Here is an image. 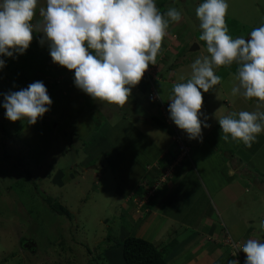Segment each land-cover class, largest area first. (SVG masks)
Instances as JSON below:
<instances>
[{"label": "rangeland", "instance_id": "rangeland-1", "mask_svg": "<svg viewBox=\"0 0 264 264\" xmlns=\"http://www.w3.org/2000/svg\"><path fill=\"white\" fill-rule=\"evenodd\" d=\"M158 2L160 7H175L179 10L194 35L195 40L186 51V54H189L186 55L187 58L185 59L184 55L176 59L175 64L168 65V68H177L178 83L187 82L188 78L185 76L192 73L191 65L200 58L196 54L203 52L209 55L206 42L199 40L202 29L196 15V9L204 0H186L185 3L176 0H155L156 5ZM227 3L228 34L233 39H249L251 31L256 28L253 25L264 19V0H227ZM42 7L46 8V0H38L34 19L41 18L39 9ZM256 21L257 23H254ZM260 26L262 23L258 25ZM42 34L33 32V41L23 54L16 53L11 58L0 56V59L5 60V67L0 69V104L5 102L4 97L2 98L5 94L27 88L36 81L44 82L53 101L50 110L39 118L35 125H29L26 121L12 122L7 119L3 105L2 111L0 110V264H16V260H20V264H96L92 260L98 255L94 252L89 255L87 248L80 243L89 244L92 250L98 248L102 253L100 264H124L122 247L119 245L125 238L136 233L140 236L142 232L138 231V223H129L134 209L131 205L128 207L127 200H121L128 191L122 184L131 176L140 182L147 180L148 174L145 175L144 171V175L139 176L133 166L135 169L147 168V156L154 152L151 143L156 145L153 139L157 137L154 133L162 130L151 120L154 115H160L153 113V102L147 96L145 101L143 100V107L140 108H144L143 112L140 113V109L135 107L140 113V119L135 121V118H131L134 113L131 110L133 95H130L128 102L123 106L124 109L106 102L94 101L76 86L68 88L65 83L58 86L53 77L46 79L49 62L40 57L48 58L50 48L47 42L40 43L39 36ZM194 45L199 46V49L191 50ZM234 65L236 64L222 66L221 70L224 72ZM162 68L164 67L161 64L155 71H161ZM57 71V68L55 72L51 71L52 76L58 73ZM157 86L155 82L153 87L156 92L159 91ZM63 90H67L69 96L65 95ZM137 99L144 98L140 96ZM64 101L68 106L63 120L61 117L64 115ZM55 115L58 117L55 118ZM53 121H56V124H53ZM108 122L111 126L107 125ZM180 134L184 135L185 131ZM141 135L143 136L140 137ZM130 139H134L133 143ZM162 141L165 142V139ZM131 145L135 146L134 151H128L127 147ZM182 146L186 147L185 144ZM22 153L26 156L20 157ZM24 157L26 161H21ZM122 159L130 165L131 169L127 172L117 168ZM190 164L191 161L188 160L178 169L176 183L183 180L186 175L184 167H190ZM27 172L30 173V181ZM43 174H49L50 178L39 181ZM44 194H51L57 199L58 208L63 206L70 212L76 225L81 224L79 232L71 231L74 225L68 228L63 223L60 227L57 214L46 206ZM187 194L192 195L189 189L180 194L175 191L166 199L167 203L173 198L175 201L172 205H175L180 197L183 198ZM164 200L163 196L160 201L162 207ZM183 200L188 204L187 198ZM22 219L24 221L20 228ZM30 224L36 227L34 234L40 242V247L36 248L33 241H27L22 246V240H28L24 238V233L28 234L25 228ZM50 237H54L50 242L58 244L56 249L46 243ZM233 240L228 236L221 243L227 247ZM13 254L15 255L9 261L4 262Z\"/></svg>", "mask_w": 264, "mask_h": 264}, {"label": "clouds", "instance_id": "clouds-1", "mask_svg": "<svg viewBox=\"0 0 264 264\" xmlns=\"http://www.w3.org/2000/svg\"><path fill=\"white\" fill-rule=\"evenodd\" d=\"M37 3L38 0H0V56L23 54L33 41V32L38 30L43 33L40 43L49 44L52 61L74 71L75 86L94 101L123 107L132 88L144 77L148 80L149 96L156 95L160 100L157 102H162L153 87L162 71H155L158 66L155 64L169 22L182 18L179 10L170 7L161 14L155 0H46V8L39 9L42 19L34 24ZM228 8L227 0H204L196 9L202 29L199 40L206 42L209 55L195 60L187 82L173 86L168 110L165 105L166 114L159 107L165 123L185 131L190 139L202 141V128L210 127L200 118L204 103L201 90L207 93L220 83L214 68L235 63L238 83L231 89L232 96L256 98L264 103V25L253 29L249 39H233L226 24ZM4 67L5 60L0 59V69ZM149 67L151 74L146 76ZM3 97L7 119L26 121L29 125H35L53 103L42 81ZM218 122L220 139L227 142L231 137L232 142H242L251 148L264 131V112H233ZM180 132L172 135L179 156L171 159L172 164L164 171L166 178L171 167L190 158V148L182 141ZM136 183L149 189L145 182L137 179ZM138 189L121 200H127L128 207L131 205L139 212L150 211L144 205L151 193L140 201ZM260 227L264 228V221ZM235 242L227 245L234 259L229 264L245 260V264H264V242L257 239H248L244 244Z\"/></svg>", "mask_w": 264, "mask_h": 264}, {"label": "crops", "instance_id": "crops-1", "mask_svg": "<svg viewBox=\"0 0 264 264\" xmlns=\"http://www.w3.org/2000/svg\"><path fill=\"white\" fill-rule=\"evenodd\" d=\"M176 1L186 2V0ZM156 6L161 14L168 11V8L162 5L160 7L159 2ZM41 19H34L33 23L35 24ZM165 19L168 18L165 16ZM260 23L264 25V19L253 26L257 28ZM166 32L155 65L162 64L164 67L156 84H158L157 90L159 89L158 93L161 99L168 103L169 108V100L173 96V86L178 83V76L177 68H168V65L175 64L176 59L182 58L184 55L186 59V55H189L186 54V51L193 44L195 38L183 15L179 22L170 21ZM42 36L43 34L39 37ZM196 41L198 42V40ZM196 55L200 58L206 56L203 52ZM164 57L165 59H163ZM40 58L45 57L41 56ZM45 61L49 62L47 69L49 73L46 79L53 77L54 83L58 86H63L62 83H65L68 88L75 86L73 84L74 71L54 63L51 55ZM221 67L214 68L215 74L220 77V83L207 93H203L201 90L204 103L200 118L210 127L202 128V141L199 138L190 139L186 132L184 135L182 134V141L190 148V158L182 160L179 164L176 163L174 167H171L170 172H166L168 177L166 178L165 175V181L168 178L169 180L163 184L164 190L158 192V195L161 194L158 201L163 196L166 200L175 191L180 194L185 189H189L192 195L187 194L183 198L180 197L175 205H172L175 200L171 198L168 203L167 200H164V207L155 204L150 211L143 213L136 209L132 211L133 225L136 223L140 225L138 231L145 235L146 240L152 243L168 244L169 240L173 239V247L167 256L169 264H229V261L234 259L230 257L229 248L221 243L229 235L235 241L243 244L248 239L264 242V228L260 227L261 222L264 221V131L257 136L252 147L248 148L242 142H232L231 137L227 142L220 139L222 134L218 122L219 118L233 112H264V103H260L256 98L246 100L239 95L232 96L231 89L238 83L235 79L238 74V66L234 65L224 72ZM56 68L58 73L52 76L51 71L55 72ZM191 74L188 73L185 78L189 79ZM64 93L69 96L67 90ZM131 95L134 96L131 101L135 96L138 98L143 96L145 100L146 96H149L148 80L143 77L142 81L132 88ZM66 101L62 108L64 115L61 118L63 120L68 106ZM123 108L125 109V107ZM107 109L109 108L107 107ZM56 117L58 116L55 115ZM137 119H140V116ZM107 125L111 126L109 122ZM154 136L157 137L153 139L156 145L151 143L154 152L147 156V168L135 169L133 166L134 171L140 174L139 176H143L144 171L145 175L150 172L147 170L152 166L155 168L151 170L150 174L155 177L161 176V170L164 174V171L168 169L166 167L172 164L171 159L176 160L179 156L169 127L162 129L159 133H154ZM162 139H165V142ZM129 141L133 143L134 139ZM127 149L134 151L135 146L131 145ZM188 160L191 161V164L190 167H184L186 168L185 177L181 182L176 183L178 169ZM120 161L122 162L117 167L118 170L127 172L131 169L125 160ZM188 171L190 173H187ZM189 179H191L190 182ZM130 185L128 180L122 184L128 189L125 197H128L129 194L132 195L138 189L137 184L133 189L130 188ZM119 192L121 195V190ZM149 192L150 195L154 194L153 189H150ZM185 198L188 199V204L183 202ZM203 206L206 210H203ZM245 262L239 264H245Z\"/></svg>", "mask_w": 264, "mask_h": 264}, {"label": "trees", "instance_id": "trees-1", "mask_svg": "<svg viewBox=\"0 0 264 264\" xmlns=\"http://www.w3.org/2000/svg\"><path fill=\"white\" fill-rule=\"evenodd\" d=\"M42 59L45 60L46 58H42ZM147 98L150 99L153 102V105H154L153 113L155 114V112H156L157 114L160 115V117H157L156 115H154L153 119L151 120V122L153 124H157V126L162 128V129H165V128L169 127L170 130L172 129L171 130L172 135L178 134L180 132L178 130V128L174 129L171 126H168L165 123L163 117H161L162 113L159 110V107H160L161 104L168 105V103L163 101V99H162V102L159 104L157 102L156 98L150 97V96H147ZM143 100L144 99H137V97H135L131 101V106H132L131 110L134 112L131 118L137 119L139 114L141 112H143L144 108L140 109L141 107H143V105H142ZM2 104H4V103L0 104V110L1 111H2ZM133 106H134V108H133ZM135 107L137 109H140V113H138L135 110ZM23 156H26V154L22 153L20 157H23ZM19 158H18V162H19ZM21 161H26V157H24V159L21 160ZM151 170H149V171L151 172ZM150 172L147 173L148 177H147V180L145 181V183L148 185L149 189H153L154 190V194H152L151 196L148 197L147 202L144 205V209H147V210H151V208H153V206L155 204H157L156 206L160 205V201L161 200L158 201V199H159L158 197L161 194L158 195V192H162L164 190V188H163L164 185L163 184L166 183L169 180V178H168L167 181H162V179L164 178V176H163L164 174H163L162 170H161V176H156V177L152 176L150 174ZM27 174H28L27 177H28V179L30 181V177H29L30 173L27 172ZM49 174H43V177L40 178L39 181H41L43 178L49 179L50 178ZM153 175H156V174H153ZM125 180H128L129 184H131L130 185L131 189H133L134 186L137 184L136 183L137 178L136 177L134 178V176L127 177V179H125ZM138 188L139 189L137 191V197H139L140 201H142L144 198H146L149 195V189H146L143 186H140ZM43 199L46 202V206L49 207V208H52L54 213L57 214V217L59 219L60 227H62L63 223H65L66 227H68V228H70L72 225H74V229H71V231L79 232L78 230L80 229L81 224L78 223L76 225L74 217H71L70 216V212L68 210L66 211L63 206H60L59 208L57 207V204H56L57 203V201H56L57 199H54L51 194H49V195L44 194ZM31 213H33V212H31ZM130 218L131 219H130L129 223H131V225H133L134 221H133L131 216H130ZM23 221H24V219H22L21 220V224H19L20 228L22 226ZM25 229H26V232L28 234L24 233L25 234L24 238H28V240L27 239L22 240V246H24L27 241H33L34 244L36 245V248L40 247V245H39L40 242H39L38 238L36 237V235L34 234V232L36 231V227L32 226L30 224ZM62 230H63V228H62ZM21 234H23V233H21ZM59 237H61V236H59ZM53 239H54V237L53 238L50 237L46 243H49V245L51 247H53V249H56L58 244H56V242L55 243L50 242ZM172 241H173V239H170L168 244L167 243L166 244H161V243L158 244V243H152V242L146 240L145 238L140 237L139 235H135V236L127 237L123 241V243H121L120 245L118 244V245L122 247V254H123L124 264H169V262L167 261V256H168V253L170 252V250L173 247ZM80 244L82 246H84L85 248H87L89 255H92L93 254L92 252H94V254L98 255V257L94 258L92 261H95L96 264H100L99 261L101 259L102 253L98 250V248H94L92 250V247L89 246V244H83V243H80ZM14 255L15 254H13L12 256L7 257L6 260H4V262L5 261H9ZM20 263H21L20 260H16V264H20Z\"/></svg>", "mask_w": 264, "mask_h": 264}, {"label": "built area", "instance_id": "built-area-1", "mask_svg": "<svg viewBox=\"0 0 264 264\" xmlns=\"http://www.w3.org/2000/svg\"><path fill=\"white\" fill-rule=\"evenodd\" d=\"M151 74V68L149 67L148 68V70L145 72V74L144 75H146V76H148V75H150ZM154 98H156L157 99V101L158 102H160V100H159V98H157V96L156 95H154ZM160 107H161V110H163V113L164 114H166V106L165 105H163V104H161L160 105ZM179 140V139H178ZM184 149H185V151H187L188 150V148H186V147H183Z\"/></svg>", "mask_w": 264, "mask_h": 264}, {"label": "water", "instance_id": "water-1", "mask_svg": "<svg viewBox=\"0 0 264 264\" xmlns=\"http://www.w3.org/2000/svg\"><path fill=\"white\" fill-rule=\"evenodd\" d=\"M196 48H198V49H199V46H197V45H194V46L192 47V49H191V50H196Z\"/></svg>", "mask_w": 264, "mask_h": 264}]
</instances>
